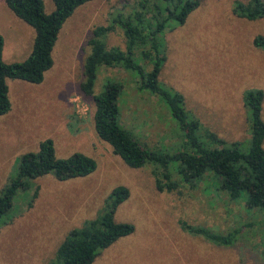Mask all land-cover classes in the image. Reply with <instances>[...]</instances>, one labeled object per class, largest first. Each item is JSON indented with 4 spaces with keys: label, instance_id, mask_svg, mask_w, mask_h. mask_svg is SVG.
Listing matches in <instances>:
<instances>
[{
    "label": "rangeland",
    "instance_id": "obj_1",
    "mask_svg": "<svg viewBox=\"0 0 264 264\" xmlns=\"http://www.w3.org/2000/svg\"><path fill=\"white\" fill-rule=\"evenodd\" d=\"M247 1L200 0L184 25L164 32L166 60L159 76L163 88L183 96L185 111L200 123L202 132L237 142L243 151L250 139L244 94L260 90L264 95V51L253 46L256 36L264 37V19L248 21L233 12ZM43 3L45 12L51 13L52 0ZM133 4L92 0L80 6L59 31L53 66L43 82L7 81L11 109L0 118V190L15 177L20 157L36 153L48 139L57 158L84 154L96 169L64 181L47 174L33 180L29 191L18 192L0 220V264H50L69 231L104 212L118 186L126 187L129 197L116 208L114 220L131 224L134 232L103 250L93 264H264V215L245 210V195L232 201L211 182L191 187L176 175L172 180L178 186L172 192L158 191L152 166L129 168L97 136L93 97L80 90L88 41L96 27L106 26L116 15L115 10L125 11ZM0 34L3 60L22 62L29 56L34 30L8 10L5 0H0ZM105 41L107 47H124L120 30ZM136 62L146 72L151 70L137 57ZM113 81L123 85L122 128L150 151L180 150L183 137L167 106L136 89L134 72L100 68L93 95ZM261 117L264 121V100ZM35 188L38 195L31 200ZM184 226L239 234L232 245L218 246Z\"/></svg>",
    "mask_w": 264,
    "mask_h": 264
},
{
    "label": "trees",
    "instance_id": "obj_2",
    "mask_svg": "<svg viewBox=\"0 0 264 264\" xmlns=\"http://www.w3.org/2000/svg\"><path fill=\"white\" fill-rule=\"evenodd\" d=\"M90 1L52 0L54 9L48 14L44 10L43 0H5L8 10L30 26L35 35L29 56L22 62L7 64L2 60L4 41L0 34V118L11 109L7 81L41 84L45 73L53 66L52 52L61 27L77 8ZM133 2L125 11L123 8L115 10L116 15L106 26L96 27L88 41L90 51L85 59L84 81L80 90L85 96L93 97V123L97 136L129 168L152 166L158 191L172 192L178 186L172 180L175 175L180 182L191 187L206 186L211 182L227 193L229 200L236 201L245 195V210H256L264 215L263 92L247 91L243 97L249 111L250 126L246 151L242 150L239 143L227 142L214 132H202L200 123L185 111L183 96L168 91L159 82L161 68L166 60L163 34L172 25H184L189 14L199 6L200 0ZM233 12L240 19L262 20L264 1L248 0L237 4ZM116 30H120L123 35V48L106 45L107 36ZM253 46L264 51V37L256 36ZM136 57L149 65L151 70L146 72L136 62ZM102 67L134 72L137 77L136 89L150 93L167 106L183 137L180 150L173 153L150 151L122 128L119 121L122 83L108 82L99 95H93L97 73ZM95 169L93 159L84 154L57 158L53 142L45 140L36 153H25L20 157L15 177L0 190V220L11 209L15 195L29 191L33 180L47 174H53L60 181L81 178L90 175ZM37 195L38 188H35L31 200ZM128 197L126 187L114 188L105 211L80 228L69 231L50 264H93L103 250L131 235L134 232L131 224L114 220L116 208ZM184 227L192 235L218 246L232 245L239 234L238 230L218 234L204 227Z\"/></svg>",
    "mask_w": 264,
    "mask_h": 264
},
{
    "label": "crops",
    "instance_id": "obj_3",
    "mask_svg": "<svg viewBox=\"0 0 264 264\" xmlns=\"http://www.w3.org/2000/svg\"><path fill=\"white\" fill-rule=\"evenodd\" d=\"M13 14V13H12ZM33 40H34V38H33ZM3 41H4V39H3ZM33 45V44H32ZM32 49V48H31ZM30 54V53H29ZM28 54V55H29ZM3 56H4V44H3V52H2V60L4 59L3 58ZM28 57V56H27ZM5 63H7V64H10V63H14V62H8V61H10V60H7V61H5V60H3ZM8 86V85H7ZM8 90H9V87H8Z\"/></svg>",
    "mask_w": 264,
    "mask_h": 264
}]
</instances>
